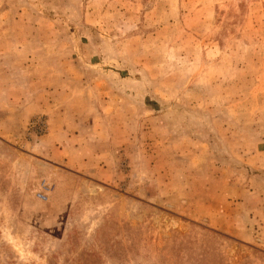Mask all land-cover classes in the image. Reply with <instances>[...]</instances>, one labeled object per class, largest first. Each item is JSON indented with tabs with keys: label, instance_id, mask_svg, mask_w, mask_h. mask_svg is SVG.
Masks as SVG:
<instances>
[{
	"label": "rangeland",
	"instance_id": "obj_1",
	"mask_svg": "<svg viewBox=\"0 0 264 264\" xmlns=\"http://www.w3.org/2000/svg\"><path fill=\"white\" fill-rule=\"evenodd\" d=\"M0 264H264V0H0Z\"/></svg>",
	"mask_w": 264,
	"mask_h": 264
},
{
	"label": "built area",
	"instance_id": "obj_2",
	"mask_svg": "<svg viewBox=\"0 0 264 264\" xmlns=\"http://www.w3.org/2000/svg\"><path fill=\"white\" fill-rule=\"evenodd\" d=\"M44 126V122L43 120L41 119H36V120H33L31 123H30V127H32L34 130L33 132H37V131H41L42 128ZM36 129V130H35Z\"/></svg>",
	"mask_w": 264,
	"mask_h": 264
}]
</instances>
